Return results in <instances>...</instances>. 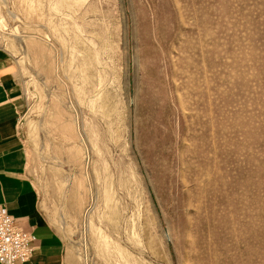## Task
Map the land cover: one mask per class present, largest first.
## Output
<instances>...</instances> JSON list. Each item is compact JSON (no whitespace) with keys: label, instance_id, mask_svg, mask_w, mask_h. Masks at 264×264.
I'll list each match as a JSON object with an SVG mask.
<instances>
[{"label":"rangeland","instance_id":"1","mask_svg":"<svg viewBox=\"0 0 264 264\" xmlns=\"http://www.w3.org/2000/svg\"><path fill=\"white\" fill-rule=\"evenodd\" d=\"M0 48L74 264H264V0H0Z\"/></svg>","mask_w":264,"mask_h":264},{"label":"crops","instance_id":"2","mask_svg":"<svg viewBox=\"0 0 264 264\" xmlns=\"http://www.w3.org/2000/svg\"><path fill=\"white\" fill-rule=\"evenodd\" d=\"M23 106L9 53L0 48V206L20 229L34 235L29 264H74L67 241L27 167L18 126Z\"/></svg>","mask_w":264,"mask_h":264},{"label":"built area","instance_id":"3","mask_svg":"<svg viewBox=\"0 0 264 264\" xmlns=\"http://www.w3.org/2000/svg\"><path fill=\"white\" fill-rule=\"evenodd\" d=\"M34 235L20 229L13 217L0 206V263L29 264Z\"/></svg>","mask_w":264,"mask_h":264}]
</instances>
